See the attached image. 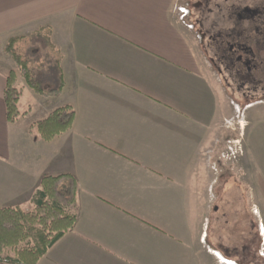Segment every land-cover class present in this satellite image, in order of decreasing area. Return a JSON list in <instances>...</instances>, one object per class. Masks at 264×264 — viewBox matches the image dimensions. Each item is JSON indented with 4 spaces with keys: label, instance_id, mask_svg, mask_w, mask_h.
I'll use <instances>...</instances> for the list:
<instances>
[{
    "label": "crops",
    "instance_id": "0c3cea01",
    "mask_svg": "<svg viewBox=\"0 0 264 264\" xmlns=\"http://www.w3.org/2000/svg\"><path fill=\"white\" fill-rule=\"evenodd\" d=\"M181 2L0 0V208L29 211L44 176L77 184L72 228L36 264H264L243 256L246 236L210 202L232 103L177 21ZM12 37L42 88L62 83L59 95L25 83L5 51ZM11 70L23 113L12 124ZM63 106L70 129L49 141L30 131Z\"/></svg>",
    "mask_w": 264,
    "mask_h": 264
},
{
    "label": "rangeland",
    "instance_id": "374dc122",
    "mask_svg": "<svg viewBox=\"0 0 264 264\" xmlns=\"http://www.w3.org/2000/svg\"><path fill=\"white\" fill-rule=\"evenodd\" d=\"M205 1V0H201ZM207 3L194 5L196 0H190L191 23L193 31L199 42L202 61L209 63L217 74L219 82L225 89V95L232 103V114L229 119L233 131H222L224 143L220 142L216 152V162L212 163V171L215 172V183L211 186L210 202L213 206L227 207L232 215L234 232H240L248 236L246 231L250 224L259 226L260 248L264 247V103L250 102L251 106L245 108L241 93L228 86L229 79L224 73H219L211 66V50L206 45L207 32L224 27V17L231 3L242 4L251 0H206ZM253 1V0H252ZM44 44V34H38L33 38ZM37 40V41H36ZM39 44V43H38ZM37 48V47H34ZM44 53L49 54V48L44 47ZM42 48V50H44ZM39 50H41L39 48ZM16 52L26 56L21 47L16 46ZM40 55V51H38ZM225 126L230 124L225 122ZM224 123L222 125L224 126ZM229 124V125H228ZM219 135V138H222ZM229 136L232 139L229 141ZM237 139V140H236ZM234 141V142H233ZM230 142V143H229ZM230 148V149H229ZM213 218V217H212ZM214 219V218H213ZM214 223V221H212ZM239 225V226H238ZM244 231V232H243ZM233 232V233H234ZM250 238L253 234L249 229ZM234 234V239L238 238ZM245 237V238H246ZM241 239V238H240ZM261 248V249H262ZM262 251V250H260ZM13 255L11 249H6L2 255Z\"/></svg>",
    "mask_w": 264,
    "mask_h": 264
},
{
    "label": "trees",
    "instance_id": "16d2710c",
    "mask_svg": "<svg viewBox=\"0 0 264 264\" xmlns=\"http://www.w3.org/2000/svg\"><path fill=\"white\" fill-rule=\"evenodd\" d=\"M18 40L19 37L10 38L5 51L12 57L25 83L40 95H59L62 83L56 88L44 89L31 76L27 61L14 48ZM19 96L20 89L16 87L15 73L11 70L3 92L8 123H15L23 114L17 107ZM74 115L70 106L56 108L34 123L30 131L49 141L71 128ZM76 190V181L69 174L44 176L31 198L29 211L0 208V263L36 264L47 249L72 228L76 220ZM6 249H11L13 255H2Z\"/></svg>",
    "mask_w": 264,
    "mask_h": 264
},
{
    "label": "flooded vegetation",
    "instance_id": "af4514ba",
    "mask_svg": "<svg viewBox=\"0 0 264 264\" xmlns=\"http://www.w3.org/2000/svg\"><path fill=\"white\" fill-rule=\"evenodd\" d=\"M251 2L231 3L223 19L225 26L221 29L212 27L216 30L208 31L206 37V45L211 50V66L224 73L232 90L241 93L245 108L251 106L250 102L264 103V0ZM201 3L207 1L196 0L194 5L200 6ZM229 124L228 131H233ZM231 139L229 136L228 140ZM218 208L214 206V210ZM228 211L223 215H230ZM250 228L253 232L251 238ZM250 228L246 231L248 248L243 256L263 263L259 250V226L253 223Z\"/></svg>",
    "mask_w": 264,
    "mask_h": 264
},
{
    "label": "built area",
    "instance_id": "2783aa9c",
    "mask_svg": "<svg viewBox=\"0 0 264 264\" xmlns=\"http://www.w3.org/2000/svg\"><path fill=\"white\" fill-rule=\"evenodd\" d=\"M189 1L190 0H182L181 3L183 4L177 6V21L185 25L187 28L193 29V24L190 21L191 7Z\"/></svg>",
    "mask_w": 264,
    "mask_h": 264
}]
</instances>
